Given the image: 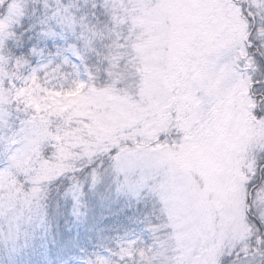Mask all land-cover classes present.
<instances>
[{"label":"snow or ice","instance_id":"6c2138e0","mask_svg":"<svg viewBox=\"0 0 264 264\" xmlns=\"http://www.w3.org/2000/svg\"><path fill=\"white\" fill-rule=\"evenodd\" d=\"M0 264H264V0H0Z\"/></svg>","mask_w":264,"mask_h":264},{"label":"rangeland","instance_id":"374dc122","mask_svg":"<svg viewBox=\"0 0 264 264\" xmlns=\"http://www.w3.org/2000/svg\"><path fill=\"white\" fill-rule=\"evenodd\" d=\"M105 211H107V209L106 208H97L96 209V212L99 214V213H102V212H105Z\"/></svg>","mask_w":264,"mask_h":264}]
</instances>
